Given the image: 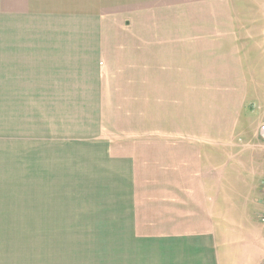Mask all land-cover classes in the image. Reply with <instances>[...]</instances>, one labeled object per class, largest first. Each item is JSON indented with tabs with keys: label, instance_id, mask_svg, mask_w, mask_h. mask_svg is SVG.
Returning a JSON list of instances; mask_svg holds the SVG:
<instances>
[{
	"label": "crops",
	"instance_id": "0c3cea01",
	"mask_svg": "<svg viewBox=\"0 0 264 264\" xmlns=\"http://www.w3.org/2000/svg\"><path fill=\"white\" fill-rule=\"evenodd\" d=\"M177 4L224 14L236 2L0 0V264H67V229L89 252L79 264H231L241 242L244 264H264V144L215 150L223 161L191 147L192 164L162 138L156 60L162 42H189L161 33ZM202 19L188 20L192 42Z\"/></svg>",
	"mask_w": 264,
	"mask_h": 264
},
{
	"label": "rangeland",
	"instance_id": "374dc122",
	"mask_svg": "<svg viewBox=\"0 0 264 264\" xmlns=\"http://www.w3.org/2000/svg\"><path fill=\"white\" fill-rule=\"evenodd\" d=\"M234 1L236 4H223L224 14L220 12L221 6L214 4L204 11H199L198 5H194L195 10L192 11L188 5L177 4L178 9L173 10L170 16L161 15L163 36H189L186 44L162 42L163 51L165 44L171 43L172 48L156 60L166 72L161 81L162 105L158 108L162 116L159 123L162 138L174 144L173 150H186L189 160L191 147L210 149L213 151L210 158L219 155L223 161L225 155L216 153L217 150L236 145L239 150L243 147L248 156L254 144H264L258 135L259 127L264 123V0ZM192 17H203L204 21L201 29L205 34L200 33L202 40L196 38L195 42L191 41L195 37L189 32L188 20ZM6 28L7 31L2 32L3 37L9 34L7 24ZM191 30L198 32L192 25ZM215 34L224 36L217 43L220 48L210 41L213 38L210 35ZM2 79L8 85V80ZM3 87L0 89V117H7L11 108L8 90ZM134 109L130 108L125 113H133ZM152 120V115L146 117V121L139 124L143 127L140 130L150 132L155 124ZM115 125L124 127L125 132L131 134L139 131L133 127L134 123ZM260 151L264 152V148ZM226 157L227 161L236 162L233 157ZM253 157L251 155L249 161ZM197 161L200 160L196 156L191 160L192 164ZM259 225L264 228V223ZM70 232L71 229H67V264H79L80 261H74L75 255L83 253L88 259L89 252L73 251L72 243H69L73 240ZM245 243L241 242L240 250L232 252L231 264H244L246 254L252 252L250 244Z\"/></svg>",
	"mask_w": 264,
	"mask_h": 264
},
{
	"label": "built area",
	"instance_id": "2783aa9c",
	"mask_svg": "<svg viewBox=\"0 0 264 264\" xmlns=\"http://www.w3.org/2000/svg\"><path fill=\"white\" fill-rule=\"evenodd\" d=\"M259 135L264 140V123L260 126ZM263 202H264V193H263ZM261 220L264 221V213L261 216Z\"/></svg>",
	"mask_w": 264,
	"mask_h": 264
}]
</instances>
